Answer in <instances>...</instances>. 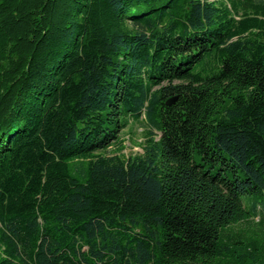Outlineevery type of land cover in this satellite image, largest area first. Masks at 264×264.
<instances>
[{
    "label": "trees",
    "instance_id": "trees-1",
    "mask_svg": "<svg viewBox=\"0 0 264 264\" xmlns=\"http://www.w3.org/2000/svg\"><path fill=\"white\" fill-rule=\"evenodd\" d=\"M0 264H264V0H0Z\"/></svg>",
    "mask_w": 264,
    "mask_h": 264
},
{
    "label": "rangeland",
    "instance_id": "rangeland-1",
    "mask_svg": "<svg viewBox=\"0 0 264 264\" xmlns=\"http://www.w3.org/2000/svg\"><path fill=\"white\" fill-rule=\"evenodd\" d=\"M146 126L143 122L130 120L126 128L120 132L121 144H115L109 149V153H117L121 148V154L129 157L141 154L143 152V142L145 139ZM260 218H255V224Z\"/></svg>",
    "mask_w": 264,
    "mask_h": 264
},
{
    "label": "water",
    "instance_id": "water-1",
    "mask_svg": "<svg viewBox=\"0 0 264 264\" xmlns=\"http://www.w3.org/2000/svg\"><path fill=\"white\" fill-rule=\"evenodd\" d=\"M173 103H175V98H172V99H170V100L168 101V104H169V105H171V104H173Z\"/></svg>",
    "mask_w": 264,
    "mask_h": 264
}]
</instances>
